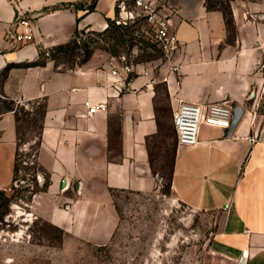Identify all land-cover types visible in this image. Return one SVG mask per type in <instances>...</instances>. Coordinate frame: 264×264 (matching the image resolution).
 <instances>
[{"label":"crops","instance_id":"obj_1","mask_svg":"<svg viewBox=\"0 0 264 264\" xmlns=\"http://www.w3.org/2000/svg\"><path fill=\"white\" fill-rule=\"evenodd\" d=\"M119 1L0 0V75L13 66L3 90L45 104L37 161L49 183L27 214L79 241L108 244L120 224L115 193L157 191L167 154L177 198L223 212L206 264H264V0H230L232 27L209 0H168L161 13L183 50L133 64L131 73L114 74V57L101 54L71 70L50 59L35 65L77 30L104 32ZM87 102L101 109L90 116ZM220 102L244 112L233 134L203 123L197 146L179 145V106ZM17 138L15 114L0 116V189L14 181Z\"/></svg>","mask_w":264,"mask_h":264},{"label":"rangeland","instance_id":"obj_2","mask_svg":"<svg viewBox=\"0 0 264 264\" xmlns=\"http://www.w3.org/2000/svg\"><path fill=\"white\" fill-rule=\"evenodd\" d=\"M135 1L118 3L126 7L123 11L118 7L121 26L127 27L126 36L115 29L101 35L87 31L80 37L81 47L87 44L95 54L114 57L121 63L123 57L130 64L162 59L155 36L156 25L135 7ZM146 1L157 11L168 4V0ZM209 5L231 14L230 0H209ZM79 54L82 57V51ZM61 67L67 65L61 64ZM17 102L25 109L19 115L18 169L13 183L0 189V264L207 263L210 246L221 231L223 212L195 211L177 198L170 184L171 156L167 154L161 156L166 163L164 179L157 191L115 193L120 224L108 244L79 241L47 221L27 214L34 196L49 183L37 161L45 104L43 101ZM155 158L160 159V156L156 154Z\"/></svg>","mask_w":264,"mask_h":264},{"label":"built area","instance_id":"obj_3","mask_svg":"<svg viewBox=\"0 0 264 264\" xmlns=\"http://www.w3.org/2000/svg\"><path fill=\"white\" fill-rule=\"evenodd\" d=\"M135 7L141 9L148 20L156 25V41L163 53V60L173 59L184 48L183 44L179 41L177 35L170 29L168 20L161 14V11H157L146 0H136ZM120 9H126L125 6H118ZM121 15V14H120ZM118 25L123 22L118 18L116 20ZM22 24L28 25V22L22 21ZM26 38H30V35H26ZM123 62H119L116 58H113L110 65L114 74L120 73L121 70L131 73L133 71V64L126 62V58L123 57ZM178 70V67H174ZM260 70H264V65ZM89 108V115H95L101 106H91L89 102L86 103ZM234 117V108L230 106L228 102L214 103L210 105H197L190 103H182L179 108L174 112L173 122L176 130L177 141L179 145L186 147H195L200 143V130L201 125L206 123L211 126H217L223 129H229L232 126Z\"/></svg>","mask_w":264,"mask_h":264},{"label":"trees","instance_id":"obj_4","mask_svg":"<svg viewBox=\"0 0 264 264\" xmlns=\"http://www.w3.org/2000/svg\"><path fill=\"white\" fill-rule=\"evenodd\" d=\"M96 9L94 5L90 6L88 8V12H92ZM227 22L230 26L231 23V14L227 15ZM111 29H115L117 31H123L122 35L126 36L124 30L127 29V27H123L121 25H117L116 21H111L109 24V27L104 32H93L88 31L92 34L98 33V35L109 33ZM87 31H79L77 30L72 37V39L64 44L58 45L50 50L42 51L41 52V61L35 63V65H42L45 63L46 59H50L55 63V66L57 68L61 67V64L67 65L66 70L74 69L77 66H83L90 62V60L93 58L95 51L90 49V46L85 44L84 47H81L80 43V37L81 35H84ZM82 51V57H80L81 54L79 52ZM79 59V60H78ZM137 64V63H136ZM13 66H8L0 75V116L13 112L15 114V120H16V126H17V132L19 129V122H20V113L22 110L25 109V106L20 107V103L16 100L12 99L11 97L7 96L6 93L3 90V81L7 77L9 70ZM45 116V109L43 118L41 121V132L43 129V120ZM19 135V132H18ZM20 136V135H19ZM41 142V137H40ZM39 142V144H40ZM17 159H16V165H15V173L17 172Z\"/></svg>","mask_w":264,"mask_h":264},{"label":"water","instance_id":"obj_5","mask_svg":"<svg viewBox=\"0 0 264 264\" xmlns=\"http://www.w3.org/2000/svg\"><path fill=\"white\" fill-rule=\"evenodd\" d=\"M243 110H241L239 107H235L234 108V117H233V123L232 126L230 128V133L229 135L233 134V132L235 131V129L237 128L239 122L241 121L242 117H243Z\"/></svg>","mask_w":264,"mask_h":264}]
</instances>
